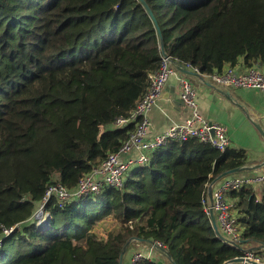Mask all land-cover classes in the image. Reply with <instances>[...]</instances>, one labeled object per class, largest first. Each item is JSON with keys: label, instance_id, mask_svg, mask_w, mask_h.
I'll return each instance as SVG.
<instances>
[{"label": "trees", "instance_id": "1", "mask_svg": "<svg viewBox=\"0 0 264 264\" xmlns=\"http://www.w3.org/2000/svg\"><path fill=\"white\" fill-rule=\"evenodd\" d=\"M145 1L178 66L210 75L239 59L264 63V0ZM162 56L139 0H0V264H120L132 239L161 242L176 264L242 257L216 234L205 202L208 185L247 155L196 139L168 142L122 190L52 200L48 228L33 219L50 184L74 190L130 139L136 124H115L135 111ZM228 199L246 243L264 244V192L249 186ZM108 218L122 226L101 238Z\"/></svg>", "mask_w": 264, "mask_h": 264}, {"label": "built area", "instance_id": "2", "mask_svg": "<svg viewBox=\"0 0 264 264\" xmlns=\"http://www.w3.org/2000/svg\"><path fill=\"white\" fill-rule=\"evenodd\" d=\"M172 61L174 60L170 56H162L161 66L157 72L150 74V86L135 111L129 118H122L116 122V127L136 124L135 132L121 149L116 153L109 154L101 165L86 174L74 190H69L60 183L49 185L33 217L38 227L50 226L52 217L46 209L52 200H56L60 206H64L74 200L99 195L106 189L122 190L125 182L132 174L131 171L149 165L153 154L170 141L186 142L190 139H196L203 143H209L221 151L230 147L227 128L222 124L209 122L199 114L197 91L194 85L182 75ZM186 69L203 75L191 65H187ZM174 76H176L180 88V100L191 109L192 114L185 122L173 125L166 132L157 135L151 134L153 124L149 115L150 110L159 100L166 84ZM209 77L220 86L249 88L264 92V73L255 65L246 67L244 71L237 70L235 66L224 67L221 71L210 74ZM262 168L263 171L253 177L233 175L222 179L219 187L212 193L211 204L208 203V197L205 202L207 214L210 216L211 211L215 213L217 223L220 230L225 234L227 243L234 248H242V259L236 264H264V255L251 250L250 243L247 244L244 240V229L239 223L240 215L234 203L228 199L229 192L249 186L253 187L255 192L258 189L264 192V164ZM211 186L213 187V182L208 185V189ZM115 220L117 221L116 228L121 227L122 223L117 219ZM130 224L132 222H128L125 226ZM109 227H105L103 230V226L99 225L95 232L99 237L106 238L110 232L107 229ZM13 231L14 228L6 231V233L10 234ZM131 242L137 243L135 240ZM146 243L167 256L164 252L166 247L161 242ZM142 259L151 260L143 251H138L132 256L130 264H137Z\"/></svg>", "mask_w": 264, "mask_h": 264}, {"label": "crops", "instance_id": "3", "mask_svg": "<svg viewBox=\"0 0 264 264\" xmlns=\"http://www.w3.org/2000/svg\"><path fill=\"white\" fill-rule=\"evenodd\" d=\"M230 65H225V68ZM264 73V63L255 64ZM235 68L244 71V59H239ZM194 85L197 91L199 114L209 122L219 123L227 128L230 148L244 151L247 155L245 171L239 177H253L263 171L264 163V92L249 88H228L214 83L209 75L182 74ZM192 114L180 100V88L176 76L164 87L157 103L150 110L152 121L151 134L166 132L175 124L185 122ZM221 180L213 181L212 193L219 187ZM258 194V193H257ZM212 194L208 193V203ZM109 229L117 227L114 218H108ZM249 247H257L250 243ZM143 251L151 260L168 264L167 256L146 242H131L124 256V264H130L134 253ZM235 264V263H228Z\"/></svg>", "mask_w": 264, "mask_h": 264}, {"label": "water", "instance_id": "4", "mask_svg": "<svg viewBox=\"0 0 264 264\" xmlns=\"http://www.w3.org/2000/svg\"><path fill=\"white\" fill-rule=\"evenodd\" d=\"M139 1H140L141 4H142V5L148 10V12L150 13V15L152 16V18H153L154 21H155V24H156L157 29H158V33H159V35H160V37H161V49H162L163 56H164V57H169V56L166 54L165 50H164V41H163V37H162V33H161V29H160V27H159L157 21L155 20V17H154V15H153V12H152L151 9L149 8V6H148V4H147V2H146L145 0H139ZM172 62H175V61H172ZM177 69H178L182 74H187V75H198V76H200L199 74L194 73V72H192V71H190V70H187L186 68H183V67H181V66H177ZM263 164H264V163H263ZM263 164H262V165H263ZM261 167H262V166H261ZM243 171H245V168H243V167H240V168H236V169L230 170V171H228V172L222 174V175L219 176L218 178H216V181L221 180V179H224V178H227V177H229V176L237 175V174H239V173H242ZM208 193H210V195L212 194V186L208 189ZM211 222H212V226H213V228H214L216 234H217L221 239H223L224 241H226L227 239H226L225 237H223V235H222V233H221V230H220V228H219V226H218V223H217V220H216V216L214 215V212H213V211H211ZM132 240H134V239H132ZM132 240H131V241H132ZM135 240H138V239H135ZM138 241H139V240H138ZM140 242H142V241H140ZM226 242H227V241H226ZM130 243H131V242H129V243L127 244L125 250L123 251V253H122V255H121V258H120V264H123V263H124V256H125V254H126V252H127V248L129 247ZM256 249H258V250H264V244H260ZM164 252L166 253V251H164ZM166 254H167V253H166ZM167 257H168V259L172 262V264H176V263H174V262L171 260V257H170V256L167 255ZM240 261H241V259H235V260L229 261L228 263H236V262H240Z\"/></svg>", "mask_w": 264, "mask_h": 264}, {"label": "bare ground", "instance_id": "5", "mask_svg": "<svg viewBox=\"0 0 264 264\" xmlns=\"http://www.w3.org/2000/svg\"><path fill=\"white\" fill-rule=\"evenodd\" d=\"M173 64L175 65V67H177L178 65L175 63V62H173ZM260 70V69H259ZM261 71V70H260ZM262 72V71H261ZM260 91V90H259ZM191 140V139H190ZM189 141V140H188ZM187 142V141H186ZM142 168V167H141ZM139 169L140 168H138L135 172H133L132 174H130V176H132V175H134V174H136V172H138L139 171ZM106 191V190H105ZM104 191V192H105ZM232 192V191H231ZM103 193V192H102ZM230 193V192H229ZM229 193H228V195H229ZM230 201V200H229ZM234 206H235V204H234ZM236 207V206H235ZM214 215H215V213H214ZM216 216V215H215ZM210 217H211V215H210ZM218 226H219V224H218ZM40 228H48V227H40ZM219 228H220V226H219ZM221 233H223L222 231H221ZM140 243V242H139ZM227 243V242H226ZM131 244V243H130ZM228 244V243H227ZM231 246V245H230ZM231 247H233V246H231ZM234 248V247H233ZM236 249H240V250H242L241 248H236ZM251 250H254V251H256V252H258L259 250L258 249H256V248H253V249H251ZM243 251V250H242ZM237 259H242V258H237ZM151 261H156L157 262V260H151ZM229 262V261H228ZM228 262H226V263H228ZM236 263H238V262H236ZM235 263V264H236Z\"/></svg>", "mask_w": 264, "mask_h": 264}, {"label": "rangeland", "instance_id": "6", "mask_svg": "<svg viewBox=\"0 0 264 264\" xmlns=\"http://www.w3.org/2000/svg\"><path fill=\"white\" fill-rule=\"evenodd\" d=\"M138 168H135L131 171V173L135 172ZM259 197L263 194V191H261L260 189H258L256 192H255ZM109 222V219L103 221L100 225L103 226V230H105V227H108L109 224H107ZM137 241V240H135ZM139 242V241H138Z\"/></svg>", "mask_w": 264, "mask_h": 264}]
</instances>
